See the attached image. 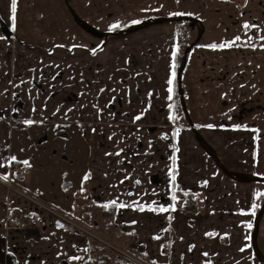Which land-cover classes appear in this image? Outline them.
<instances>
[{
    "label": "crops",
    "instance_id": "1",
    "mask_svg": "<svg viewBox=\"0 0 264 264\" xmlns=\"http://www.w3.org/2000/svg\"><path fill=\"white\" fill-rule=\"evenodd\" d=\"M179 7L17 0L13 23L11 0H0V174L23 162L25 139L30 152L31 139L47 138L44 124L72 126L73 140H89L92 197L116 201V221L157 264H264V39L196 43L176 82ZM176 187L200 192L199 213L172 210ZM33 214L28 207L26 223Z\"/></svg>",
    "mask_w": 264,
    "mask_h": 264
},
{
    "label": "rangeland",
    "instance_id": "2",
    "mask_svg": "<svg viewBox=\"0 0 264 264\" xmlns=\"http://www.w3.org/2000/svg\"><path fill=\"white\" fill-rule=\"evenodd\" d=\"M184 1L180 0L179 13L183 15L178 18L187 22L183 27L189 31L186 41L190 45L220 43L226 37L250 42L264 39V0H191L186 9L190 11L182 12ZM236 2L241 3L242 10L236 9ZM242 21L254 27L245 29ZM43 128L47 138L39 145L31 139L30 152L29 140L25 139L23 162L15 163L9 175L0 176V196L6 197L1 199L6 237L0 240V264H97L98 254L105 256V263H112L116 256L133 264H157L137 244L136 234L116 221V211L106 215L99 210L102 203L92 197L87 180L75 181L82 174L85 178L88 171L86 133L80 140H73L72 126L44 124ZM20 147L14 139L13 152L18 154ZM30 156L29 168H34L31 182ZM28 181L32 184L30 190ZM68 181L78 183V187L63 188ZM1 182L9 183L11 188ZM34 188L40 190L45 200L30 194ZM28 207L36 213L35 219L30 217L24 229L14 227L7 217L8 211L23 216L28 215ZM56 221L63 222L65 227L57 226Z\"/></svg>",
    "mask_w": 264,
    "mask_h": 264
},
{
    "label": "trees",
    "instance_id": "3",
    "mask_svg": "<svg viewBox=\"0 0 264 264\" xmlns=\"http://www.w3.org/2000/svg\"><path fill=\"white\" fill-rule=\"evenodd\" d=\"M172 21L175 23L176 29H177V49H176V54H175V70H176V82L179 81V76L180 73L182 72V69L184 67L185 61L187 54L189 50L192 48V45H190L186 39L189 35V31L187 28L183 27L182 22H186L182 17L178 18V16H174L171 18ZM187 23V22H186ZM136 25H130L125 28H131L135 27ZM12 167L14 166L11 164ZM175 200L173 201V205L175 206L176 209L184 212V213H199L200 208L202 207L201 203V194L200 192L197 191H184L180 189L179 187L174 188L173 190ZM105 205H108V207H104ZM99 210H103L106 212V215H109L117 210V205H112V204H100L99 205ZM115 214H112L114 216ZM97 264H133L130 262L128 259H124L122 257H116L114 256L113 262L112 263H105V256L98 254L97 256ZM101 258V260H100Z\"/></svg>",
    "mask_w": 264,
    "mask_h": 264
},
{
    "label": "snow or ice",
    "instance_id": "4",
    "mask_svg": "<svg viewBox=\"0 0 264 264\" xmlns=\"http://www.w3.org/2000/svg\"><path fill=\"white\" fill-rule=\"evenodd\" d=\"M16 11H17V0H11V13H12V20H13V23H15V19H16ZM174 15H183V14H182V13H175ZM133 23H140V21H133ZM113 27H116V25H113ZM243 27H244L245 29H247V28H249V27H254V25H249V24L245 23V24L243 25ZM239 39H240L239 37H236V40H239ZM233 43H234V42H226V43H222V44H220V45H215V44H213V45H211V47H213V48H216V47H220V48L231 47ZM173 55L175 56V53H174ZM173 67H174V66H173ZM172 77H173V79L175 78V72H174V71H173V73H172ZM172 82H173L172 79H170V80L168 81L169 84H172ZM101 91H103V90H101ZM168 91L171 93L173 90H172V88H169ZM169 99H170V100L172 99L171 95L169 96ZM170 118H171V119H175V117H170ZM135 119H136V120H139V119H140V116L135 117ZM26 123H28V124H32V123H34V121L29 120V121H26ZM209 127H211V126H209ZM110 138H111V137H110ZM116 155H119V153H116ZM13 159H15V158L13 157ZM24 163L27 164V161H24ZM6 178H7V177H5V179H6ZM84 179L87 180V179H88V176L86 175ZM175 179H176V177H175V175H173V176H172V180L175 181ZM137 183H139V181H137ZM175 199H176V198H175V196H174V197H173V200H175ZM111 204H112V205H116V201H115V200L111 201ZM104 207L107 208L108 205H105ZM119 207L123 208V207H125V205H124V204H120ZM253 207H255V205H254ZM139 210H140V211H144V207L141 206ZM151 210H152V211H155V209H151ZM168 210H169V209L164 208V207H161V208L159 209L160 212H166V211H168ZM172 210H173V211L175 210V206H173ZM253 214H254V213H253ZM60 226L62 227V225H60ZM248 227L251 228L252 225L249 224ZM209 235H211V234H209ZM156 239H159V237H156ZM242 250H243V249H242ZM205 255H207V253H205ZM77 259H78V258H77Z\"/></svg>",
    "mask_w": 264,
    "mask_h": 264
},
{
    "label": "built area",
    "instance_id": "5",
    "mask_svg": "<svg viewBox=\"0 0 264 264\" xmlns=\"http://www.w3.org/2000/svg\"><path fill=\"white\" fill-rule=\"evenodd\" d=\"M0 176H1V174H0ZM1 183H3V182H1ZM3 184H4L8 189L11 188L9 183H6V184L3 183ZM33 202H35V201H33ZM42 207H43V206H42ZM43 208H45L46 210L52 212L50 209H48V208H46V207H43ZM7 217H8V219L11 221V223H12V225H13L14 227L19 228V229H24V228L26 227V221H25L24 217L21 216L20 214L14 212V211H12V210H9L8 213H7ZM58 217H59L60 219L63 220V217H61V216H58Z\"/></svg>",
    "mask_w": 264,
    "mask_h": 264
},
{
    "label": "water",
    "instance_id": "6",
    "mask_svg": "<svg viewBox=\"0 0 264 264\" xmlns=\"http://www.w3.org/2000/svg\"><path fill=\"white\" fill-rule=\"evenodd\" d=\"M69 185H70V184L67 183V184L64 185L63 188H68ZM56 224H57V226H59V227H61L60 225H62L61 228H64V227H65V224H64L63 222H61V221H56Z\"/></svg>",
    "mask_w": 264,
    "mask_h": 264
}]
</instances>
